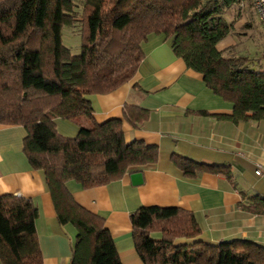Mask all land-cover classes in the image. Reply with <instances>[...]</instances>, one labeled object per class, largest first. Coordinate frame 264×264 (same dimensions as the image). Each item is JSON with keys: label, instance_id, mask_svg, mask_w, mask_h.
Instances as JSON below:
<instances>
[{"label": "trees", "instance_id": "obj_1", "mask_svg": "<svg viewBox=\"0 0 264 264\" xmlns=\"http://www.w3.org/2000/svg\"><path fill=\"white\" fill-rule=\"evenodd\" d=\"M239 1L0 0V124L25 128L23 153L33 169L44 172L59 223L75 229L70 264H122L104 219L78 204L66 182L90 188L156 163V146L127 143L123 136L122 122L137 127L148 117L146 108L125 105L121 118L98 123L88 99L133 77L151 35L169 39L174 54L232 103L226 115L232 122L264 119V51L217 46L234 30L227 14L240 15L232 10ZM63 27L79 33L77 54L62 43ZM57 117L75 123L77 134L61 135ZM171 158L186 175L205 170L231 177L226 165ZM250 200L242 206L264 212V196ZM37 215L31 200L0 195V264H43ZM130 222L143 264H264V245L246 239L205 242L198 238L194 214L180 207L141 206ZM177 238L187 240L177 243Z\"/></svg>", "mask_w": 264, "mask_h": 264}, {"label": "crops", "instance_id": "obj_2", "mask_svg": "<svg viewBox=\"0 0 264 264\" xmlns=\"http://www.w3.org/2000/svg\"><path fill=\"white\" fill-rule=\"evenodd\" d=\"M141 47L143 58L130 80L88 99L98 123L121 118L125 105L146 108L148 117L137 127L122 122L123 136L127 143L139 140L156 146L157 161L90 188L69 180L66 187L73 199L104 219L122 264H143L130 222L141 206H173L193 213L201 228L198 238L205 242L246 239L264 245V212L242 206L250 204L252 196H264V119L236 123L228 119L232 103L213 93L201 73L174 54L164 35H151ZM54 121L61 135L77 134L79 127L72 121L60 117ZM81 121L91 122L85 117ZM25 132L18 124H0V195L23 197L37 207L35 228L43 264H70L75 229L57 220L44 172L33 169L23 153ZM172 155L226 165L231 177L205 170L186 175ZM258 165L261 174L255 173ZM133 171L141 172L138 184L132 183Z\"/></svg>", "mask_w": 264, "mask_h": 264}, {"label": "rangeland", "instance_id": "obj_3", "mask_svg": "<svg viewBox=\"0 0 264 264\" xmlns=\"http://www.w3.org/2000/svg\"><path fill=\"white\" fill-rule=\"evenodd\" d=\"M75 1L77 4L79 3V0ZM232 10L240 12V15L236 16L237 18L233 17L231 12L227 14L230 16H228L229 18H234V30L219 41L217 46L222 48L238 44L240 49L247 50L249 48L262 54L264 51V26L258 20L253 8L248 5V0L234 3ZM246 22H250V25L242 27ZM62 43L70 49L72 54H77L80 51L81 37L77 31H74V28L63 27Z\"/></svg>", "mask_w": 264, "mask_h": 264}, {"label": "built area", "instance_id": "obj_4", "mask_svg": "<svg viewBox=\"0 0 264 264\" xmlns=\"http://www.w3.org/2000/svg\"><path fill=\"white\" fill-rule=\"evenodd\" d=\"M251 5L256 13V16L258 17V20L264 26V0H251ZM260 165L257 166V169L255 170L256 174H261Z\"/></svg>", "mask_w": 264, "mask_h": 264}, {"label": "water", "instance_id": "obj_5", "mask_svg": "<svg viewBox=\"0 0 264 264\" xmlns=\"http://www.w3.org/2000/svg\"><path fill=\"white\" fill-rule=\"evenodd\" d=\"M130 177L133 184H138L142 181V175L140 171H133L130 173Z\"/></svg>", "mask_w": 264, "mask_h": 264}]
</instances>
